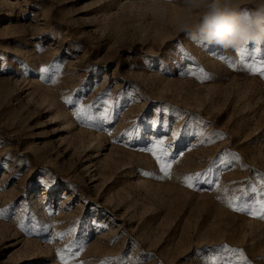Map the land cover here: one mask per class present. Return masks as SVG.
Listing matches in <instances>:
<instances>
[{
    "label": "rangeland",
    "instance_id": "obj_1",
    "mask_svg": "<svg viewBox=\"0 0 264 264\" xmlns=\"http://www.w3.org/2000/svg\"><path fill=\"white\" fill-rule=\"evenodd\" d=\"M186 19L183 0H0V264H264V78Z\"/></svg>",
    "mask_w": 264,
    "mask_h": 264
},
{
    "label": "clouds",
    "instance_id": "obj_2",
    "mask_svg": "<svg viewBox=\"0 0 264 264\" xmlns=\"http://www.w3.org/2000/svg\"><path fill=\"white\" fill-rule=\"evenodd\" d=\"M188 16L198 13L195 23L186 19L182 30L210 46L240 49L264 45V0L244 7L241 0H183Z\"/></svg>",
    "mask_w": 264,
    "mask_h": 264
},
{
    "label": "snow or ice",
    "instance_id": "obj_3",
    "mask_svg": "<svg viewBox=\"0 0 264 264\" xmlns=\"http://www.w3.org/2000/svg\"><path fill=\"white\" fill-rule=\"evenodd\" d=\"M237 50L240 54V57H241L240 63L243 65V67L246 70H248L250 74H259L262 78H264V57H262L261 59H257V55L260 54L261 50L259 48H254L252 50L251 54H248L246 49H244V48H240ZM246 54L249 55L250 62H245L244 57ZM229 66L233 67L235 69L236 64L231 63V64H229ZM58 70L59 69H57V71ZM47 71H49V69H47V68L41 69V72H47ZM189 74L196 75L197 79H199L201 82H203L204 80L209 78V75L202 68H200L198 70V73L197 72H190ZM66 103H72V101L67 100ZM90 108H91V105H89L87 107L80 106V108L76 112H74L73 115L78 120H80L84 116V114L90 110ZM89 119H90V117H89ZM160 143L162 144V142H160ZM153 154L154 155L156 154L155 151L153 152ZM162 154H166V153L162 152ZM0 166H3L2 163H0ZM169 167H170V165H166L162 170L166 171V169ZM166 174H167V171H166ZM197 175H199V174H197ZM192 179H193V177H186L185 178V182H186L188 187L193 186L191 183ZM229 207H233V210H237V211L242 210L241 208L235 207V205L232 201L229 202ZM249 214H251L253 216L259 215V217L261 219H264V203H262L260 205L259 212L252 211ZM2 216H3V214L0 213V218H2ZM19 226L23 230V225L21 224ZM224 248H225V250H227V246H224ZM232 251L238 253L240 261L242 262V264H244V262L246 261V258L243 256L242 250H232ZM61 262H62V264H68L67 259H65L63 256H61ZM101 264H109V260L106 259L105 261H102ZM210 264H216V258H214V257L210 258Z\"/></svg>",
    "mask_w": 264,
    "mask_h": 264
}]
</instances>
